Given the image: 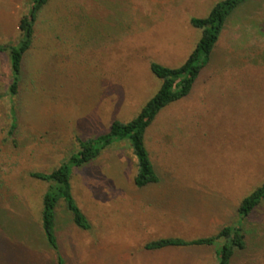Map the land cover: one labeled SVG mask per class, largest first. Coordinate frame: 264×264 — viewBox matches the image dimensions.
<instances>
[{
	"label": "rangeland",
	"instance_id": "1",
	"mask_svg": "<svg viewBox=\"0 0 264 264\" xmlns=\"http://www.w3.org/2000/svg\"><path fill=\"white\" fill-rule=\"evenodd\" d=\"M219 1L49 0L14 95L9 55L0 51V264H217L222 240L144 245L237 224L246 247L231 264H264V199L245 219L238 213L264 183V0L231 15L193 89L147 128L157 183L134 185L126 139L72 167L71 194L90 228L76 227L60 200L54 249L41 225L48 183L31 175L51 172L113 121L137 116L162 83L151 63L180 66L201 35L191 18ZM30 2L0 0V44H17Z\"/></svg>",
	"mask_w": 264,
	"mask_h": 264
},
{
	"label": "trees",
	"instance_id": "2",
	"mask_svg": "<svg viewBox=\"0 0 264 264\" xmlns=\"http://www.w3.org/2000/svg\"><path fill=\"white\" fill-rule=\"evenodd\" d=\"M255 0H221L217 2L208 15L192 17L191 25L201 30V35L195 47L185 61L178 67H168L159 63H151L152 73L162 83L155 94L145 103L137 116L128 121L115 120L110 129L95 138L80 141V150L71 154L58 167L49 173L34 172L32 177L46 181L48 187L43 196L41 225L48 244L56 249L57 237L54 232L56 208L60 200L64 201L70 212L73 224L82 229L90 228L89 219L72 197L70 175L72 167H80L93 160L102 150L115 141L128 140L136 158L137 171L134 176V185L145 188L159 181V176L149 157L150 153L145 145V133L161 109L177 101L193 89L202 71L207 68L220 33L231 15L243 4ZM49 0H31L29 11L18 24L20 38L15 45L0 44V51L9 55L12 79L9 92L14 95L18 91L22 79L23 65L27 50L33 38V25L42 9ZM14 128V126H13ZM264 199V183L245 196L239 206L238 213L245 219ZM222 240L216 251L217 264H231L236 250L246 247L245 232L241 224L226 225L209 237H195L184 239L181 237H160L145 243L147 250H159L171 246H212Z\"/></svg>",
	"mask_w": 264,
	"mask_h": 264
}]
</instances>
